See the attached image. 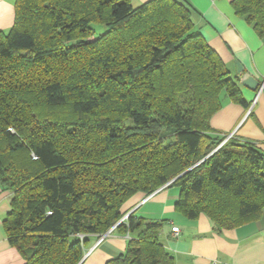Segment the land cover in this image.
I'll use <instances>...</instances> for the list:
<instances>
[{"label":"trees","instance_id":"trees-1","mask_svg":"<svg viewBox=\"0 0 264 264\" xmlns=\"http://www.w3.org/2000/svg\"><path fill=\"white\" fill-rule=\"evenodd\" d=\"M232 6L264 39V0ZM195 14L189 0L16 1L0 31V186L25 264H81L111 230L136 237L106 264H175L165 222L125 207L167 186L177 212L220 231L262 218L264 152L211 127L224 93L248 107L240 78Z\"/></svg>","mask_w":264,"mask_h":264},{"label":"crops","instance_id":"crops-1","mask_svg":"<svg viewBox=\"0 0 264 264\" xmlns=\"http://www.w3.org/2000/svg\"><path fill=\"white\" fill-rule=\"evenodd\" d=\"M17 0H0V31L11 29L15 22ZM150 0H132L137 8ZM196 10V29L219 55L232 77L241 78L238 64L264 86V39L260 38L244 18L237 16L234 0H189ZM260 88V89H261ZM245 108L223 98V108L211 119L212 129L248 142L264 152V90L251 91L241 85ZM177 187H165L150 196L135 195L125 207L138 219L163 221L160 242L171 253L175 264H264V211L262 218L233 230H218L206 216L189 219L176 211L180 197ZM11 210V194L0 186V264H25L19 251L10 245L4 220ZM179 233H173V228ZM109 233L103 241H95L87 251L83 264H106L124 254L130 239Z\"/></svg>","mask_w":264,"mask_h":264},{"label":"water","instance_id":"water-1","mask_svg":"<svg viewBox=\"0 0 264 264\" xmlns=\"http://www.w3.org/2000/svg\"><path fill=\"white\" fill-rule=\"evenodd\" d=\"M237 66H238V73L242 75L240 78L241 85L244 86L245 88L251 90V91L260 90V88H261L260 83L250 73H244L243 67L240 64H238ZM108 234L104 235L103 238L106 237ZM88 255H86L84 257L81 264H83V262L88 257Z\"/></svg>","mask_w":264,"mask_h":264},{"label":"built area","instance_id":"built-area-1","mask_svg":"<svg viewBox=\"0 0 264 264\" xmlns=\"http://www.w3.org/2000/svg\"><path fill=\"white\" fill-rule=\"evenodd\" d=\"M263 90H264V86H262V88L260 89V92H259V93L261 94V93L263 92ZM230 138H232V135H231L230 137H228L227 139H230ZM127 218H128V215H127V216H126V217H125L120 223L125 222V220H127ZM120 223H119V224H120ZM119 224H118V225H119ZM118 225H117V226H118ZM117 226H116V227H117ZM111 232H112V230H111ZM111 232H110V233H111ZM172 232H173V233H176V234L179 233V228H177V227L173 228V229H172ZM103 239H104V238L102 237V238L100 239L99 243H101V242L103 241Z\"/></svg>","mask_w":264,"mask_h":264},{"label":"rangeland","instance_id":"rangeland-1","mask_svg":"<svg viewBox=\"0 0 264 264\" xmlns=\"http://www.w3.org/2000/svg\"><path fill=\"white\" fill-rule=\"evenodd\" d=\"M95 30H96V32H97V34H101V33H105L106 31H108L107 30V28L106 27H103V26H95ZM226 96V94L224 93L223 94V98ZM231 136V135H230ZM230 136H228V137H230ZM227 137V138H228ZM228 139H226V141H227ZM125 218V217H124ZM123 218V219H124Z\"/></svg>","mask_w":264,"mask_h":264}]
</instances>
